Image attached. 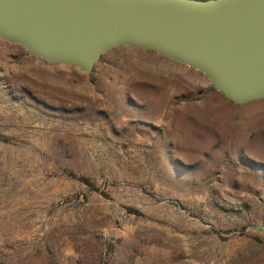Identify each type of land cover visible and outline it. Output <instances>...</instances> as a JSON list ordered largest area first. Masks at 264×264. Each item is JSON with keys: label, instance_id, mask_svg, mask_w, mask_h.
<instances>
[{"label": "rangeland", "instance_id": "obj_1", "mask_svg": "<svg viewBox=\"0 0 264 264\" xmlns=\"http://www.w3.org/2000/svg\"><path fill=\"white\" fill-rule=\"evenodd\" d=\"M262 224L264 100L149 51L87 76L0 40V264H264Z\"/></svg>", "mask_w": 264, "mask_h": 264}, {"label": "water", "instance_id": "obj_2", "mask_svg": "<svg viewBox=\"0 0 264 264\" xmlns=\"http://www.w3.org/2000/svg\"><path fill=\"white\" fill-rule=\"evenodd\" d=\"M0 40L87 76L116 48L149 51L235 105L264 100V0H0Z\"/></svg>", "mask_w": 264, "mask_h": 264}, {"label": "trees", "instance_id": "obj_3", "mask_svg": "<svg viewBox=\"0 0 264 264\" xmlns=\"http://www.w3.org/2000/svg\"><path fill=\"white\" fill-rule=\"evenodd\" d=\"M79 181L83 182L88 188L94 190L95 186L90 182V180L83 178V177H79L78 178ZM130 212L136 213L134 210L129 209Z\"/></svg>", "mask_w": 264, "mask_h": 264}]
</instances>
